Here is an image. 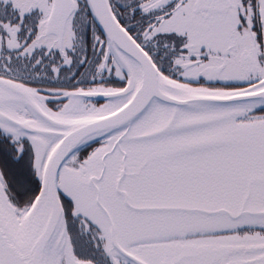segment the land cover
<instances>
[{
  "label": "snow or ice",
  "instance_id": "6c2138e0",
  "mask_svg": "<svg viewBox=\"0 0 264 264\" xmlns=\"http://www.w3.org/2000/svg\"><path fill=\"white\" fill-rule=\"evenodd\" d=\"M0 264H264V0H0Z\"/></svg>",
  "mask_w": 264,
  "mask_h": 264
}]
</instances>
